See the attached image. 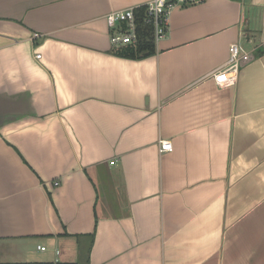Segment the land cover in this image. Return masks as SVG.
<instances>
[{
    "label": "crops",
    "instance_id": "crops-1",
    "mask_svg": "<svg viewBox=\"0 0 264 264\" xmlns=\"http://www.w3.org/2000/svg\"><path fill=\"white\" fill-rule=\"evenodd\" d=\"M148 1L0 0V264H264V0L115 55L106 16Z\"/></svg>",
    "mask_w": 264,
    "mask_h": 264
},
{
    "label": "built area",
    "instance_id": "built-area-1",
    "mask_svg": "<svg viewBox=\"0 0 264 264\" xmlns=\"http://www.w3.org/2000/svg\"><path fill=\"white\" fill-rule=\"evenodd\" d=\"M207 0H149L146 6L145 22L152 25L154 30V43L157 45L164 39L170 27V20L173 10L177 7L191 4L203 3ZM110 29V41L113 48H118L128 44H133L138 40V24L135 8H126L110 12L106 16ZM40 36L34 34V38ZM41 58V54L36 55ZM249 59V54L243 47L234 42L229 47L228 60L222 66L212 70L208 76L212 77L219 87L235 86L238 73L245 61ZM161 150H170L172 143L170 140H160ZM55 185L59 181L54 182ZM45 250V246L38 247Z\"/></svg>",
    "mask_w": 264,
    "mask_h": 264
},
{
    "label": "trees",
    "instance_id": "trees-1",
    "mask_svg": "<svg viewBox=\"0 0 264 264\" xmlns=\"http://www.w3.org/2000/svg\"><path fill=\"white\" fill-rule=\"evenodd\" d=\"M137 24H138V40L133 44H128L118 48H112L115 55L138 59L156 52V45L154 43V30L152 25L145 22L146 6H140L135 9ZM1 264H78L72 263H54V262H13Z\"/></svg>",
    "mask_w": 264,
    "mask_h": 264
}]
</instances>
